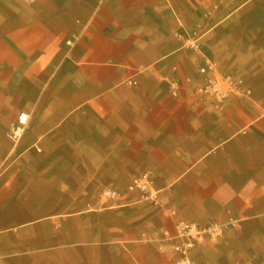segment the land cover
<instances>
[{"label": "crops", "instance_id": "1", "mask_svg": "<svg viewBox=\"0 0 264 264\" xmlns=\"http://www.w3.org/2000/svg\"><path fill=\"white\" fill-rule=\"evenodd\" d=\"M210 220L196 264H264V0H0V264H174Z\"/></svg>", "mask_w": 264, "mask_h": 264}, {"label": "built area", "instance_id": "2", "mask_svg": "<svg viewBox=\"0 0 264 264\" xmlns=\"http://www.w3.org/2000/svg\"><path fill=\"white\" fill-rule=\"evenodd\" d=\"M72 44V42H68ZM216 64L205 59L200 68V74L205 78L204 84L195 89V94L201 99H211L215 104L225 103L232 95H242L245 81L230 75H219L216 73ZM173 94L179 89V84H173ZM245 94H250L246 91ZM29 123V115L23 113L19 116L17 123L10 132V137L15 144L19 143L24 136ZM141 192L144 200L157 205L160 201V192L152 188V180L149 176L137 177L129 185L127 192ZM122 196L121 192L107 190L103 197L107 199H117ZM227 230V226L215 220L208 221L205 225L193 222H178L176 234L169 237L172 243V250L177 258L174 264H196L192 253L199 244L206 241L218 242Z\"/></svg>", "mask_w": 264, "mask_h": 264}]
</instances>
